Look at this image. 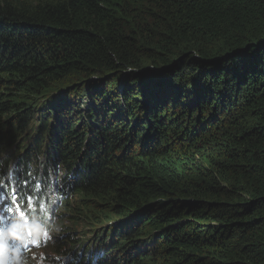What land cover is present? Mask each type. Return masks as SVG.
Masks as SVG:
<instances>
[{"label": "trees", "instance_id": "1", "mask_svg": "<svg viewBox=\"0 0 264 264\" xmlns=\"http://www.w3.org/2000/svg\"><path fill=\"white\" fill-rule=\"evenodd\" d=\"M262 108L264 0H0V177L59 172L65 223L114 224L102 264H264Z\"/></svg>", "mask_w": 264, "mask_h": 264}, {"label": "bare ground", "instance_id": "2", "mask_svg": "<svg viewBox=\"0 0 264 264\" xmlns=\"http://www.w3.org/2000/svg\"><path fill=\"white\" fill-rule=\"evenodd\" d=\"M52 119L53 116H51ZM43 119H41L40 121H42ZM39 121V122H40ZM51 126H54V122H52ZM49 126V127H51ZM31 129V128H30ZM29 130V129H28ZM32 133L28 135V138H27V141H28V145L30 147V151H32L33 149L35 148H40L41 145H38V139L41 138V143L44 145L45 149L47 151H51L50 150V142H51V139H50V134L48 133L49 130L47 132H45L44 134L43 133H38V129L35 130V131H31ZM43 134V135H42ZM33 140V141H32ZM32 144V145H31ZM31 145V146H30ZM36 152V150H35ZM48 152V153H49ZM6 154V153H5ZM12 153L11 154H6V155H3L1 157H11L12 158ZM36 156V155H35ZM37 157H39V162L41 163L44 158L42 156V152L39 151L38 154H37ZM33 158V156H32ZM29 168V167H28ZM37 171H36V175H34V180H33V187H34V194H33V197H32V200H33V204L34 203H38L40 200L41 201H47V197H46V189L49 187V185L52 183V179L51 177H48V175L46 176V170H47V167H45V165H42V169H38L36 168ZM21 173H22V169L20 170ZM50 173H53L54 176L58 175L59 172L55 171V172H50ZM57 173V174H56ZM12 174H13V170H10L8 172H5V174L2 176V179H3V183L5 185L8 186V189H7V196H11L13 190L15 189L16 193L18 195H23V196H26L27 194V190H17V185H16V182L14 183L13 180L15 179L14 177H12ZM49 180V182H46V178ZM29 177V176H27ZM10 178H13V179H10ZM1 179V180H2ZM57 182H59L60 184L63 183V179H57ZM35 204V205H36ZM44 205V202H42V206ZM44 207V206H43Z\"/></svg>", "mask_w": 264, "mask_h": 264}, {"label": "snow or ice", "instance_id": "3", "mask_svg": "<svg viewBox=\"0 0 264 264\" xmlns=\"http://www.w3.org/2000/svg\"><path fill=\"white\" fill-rule=\"evenodd\" d=\"M10 198H11V201H12V204L14 205V207H7L6 211L11 212V213H15V214L19 215L22 219L25 218V212L23 210H21L20 204L18 203L19 199L21 198V195H18L14 189ZM29 200H30V197H29ZM29 235H31V233H29ZM44 236L47 238V233H44ZM4 239H5L4 231L2 229H0V243H3ZM31 242L35 243V244H37V246H39V242H37L35 240H33ZM44 242L46 243V240ZM25 247H26V245H25Z\"/></svg>", "mask_w": 264, "mask_h": 264}, {"label": "rangeland", "instance_id": "4", "mask_svg": "<svg viewBox=\"0 0 264 264\" xmlns=\"http://www.w3.org/2000/svg\"><path fill=\"white\" fill-rule=\"evenodd\" d=\"M41 109H42L41 107H38V110H37V114H38V116H37V125H38V123L39 124L41 123L39 121L43 118L42 117L43 112L40 111ZM260 112L264 113V108H262ZM51 124H52V121L48 122V126H51ZM77 230L84 231V232L86 231L85 228H83V226H80L78 229L74 227L71 232H76ZM77 239H78V237H74L73 235L71 236V238H70L71 248H72V244L77 242ZM75 251H76V249H75Z\"/></svg>", "mask_w": 264, "mask_h": 264}]
</instances>
